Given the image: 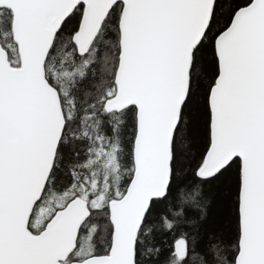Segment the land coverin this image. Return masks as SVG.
<instances>
[{
    "label": "snow or ice",
    "instance_id": "6c2138e0",
    "mask_svg": "<svg viewBox=\"0 0 264 264\" xmlns=\"http://www.w3.org/2000/svg\"><path fill=\"white\" fill-rule=\"evenodd\" d=\"M0 264H264V0H0Z\"/></svg>",
    "mask_w": 264,
    "mask_h": 264
}]
</instances>
